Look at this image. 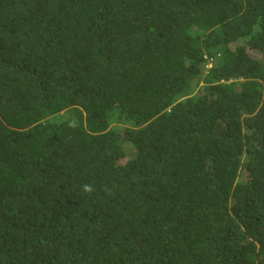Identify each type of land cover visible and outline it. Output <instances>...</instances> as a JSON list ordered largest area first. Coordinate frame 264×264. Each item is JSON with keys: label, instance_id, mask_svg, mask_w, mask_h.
<instances>
[{"label": "trees", "instance_id": "16d2710c", "mask_svg": "<svg viewBox=\"0 0 264 264\" xmlns=\"http://www.w3.org/2000/svg\"><path fill=\"white\" fill-rule=\"evenodd\" d=\"M248 48L264 0H0V264H264Z\"/></svg>", "mask_w": 264, "mask_h": 264}, {"label": "rangeland", "instance_id": "374dc122", "mask_svg": "<svg viewBox=\"0 0 264 264\" xmlns=\"http://www.w3.org/2000/svg\"><path fill=\"white\" fill-rule=\"evenodd\" d=\"M248 50H249V53L250 54H252V55H254V56H258V57H260V58H264V55H261L259 52H257L256 50H253V49H251V48H248ZM209 66H210V64H209ZM124 145H125V147H126V149L128 150V156H131V155H134L135 154V148H134V146H132L131 145V143L130 142H128V141H126L125 143H124Z\"/></svg>", "mask_w": 264, "mask_h": 264}, {"label": "clouds", "instance_id": "9594fccd", "mask_svg": "<svg viewBox=\"0 0 264 264\" xmlns=\"http://www.w3.org/2000/svg\"><path fill=\"white\" fill-rule=\"evenodd\" d=\"M209 64H210V66H209ZM212 65H214V61H212L211 59H208L207 61H205L204 62V69H205V71L207 72L208 71V69L210 68V67H212ZM86 187V190H90L89 188H88V186H85Z\"/></svg>", "mask_w": 264, "mask_h": 264}]
</instances>
